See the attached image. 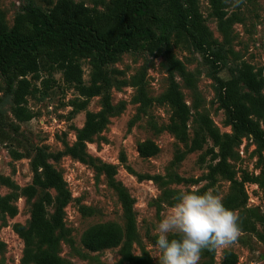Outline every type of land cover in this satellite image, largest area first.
<instances>
[{
	"label": "trees",
	"instance_id": "16d2710c",
	"mask_svg": "<svg viewBox=\"0 0 264 264\" xmlns=\"http://www.w3.org/2000/svg\"><path fill=\"white\" fill-rule=\"evenodd\" d=\"M230 0H208L211 15L217 20V27L227 41L231 26L240 20L237 14L229 15ZM104 8L89 7L82 1L48 0L47 8L35 0H24L15 14L13 24L7 22L5 12L0 8V75L4 81L3 99L11 105V112L18 121H27L30 111L27 97L40 81L48 90L54 79L53 71L62 73L64 82L73 87L78 97L71 101L72 113L85 110L89 100L101 96L100 110H87L82 127L76 129L75 141L64 142V149L48 152L43 146H35L30 157L32 181L20 187L9 176L0 173V184L11 189L0 194V218L15 217L18 207L15 203L20 192L30 202V219L27 224L16 222L12 228L22 239L23 264H69L59 254L60 243L72 242L70 230L65 224V208L72 200L71 192L62 173L50 162L63 156H70L84 163L94 164L86 145L108 124L114 110L111 102V75L108 65L115 63L126 52H141L162 57L163 66L169 74V85L156 98L147 96L143 74L135 81L138 86L136 100L142 109L152 102L170 108L169 120L158 125L152 122L156 133L169 131L183 148L177 147L173 163L182 161L191 152L201 150L210 140L212 146L204 155L210 156L208 172L202 177L207 183L198 188L200 193L213 188L218 179L229 182L227 193L222 198L224 206L235 210L241 218V231L252 232L264 242V213L257 207H248L245 183H256L264 190V72L252 64L242 62L237 74L230 78L219 75L225 60L217 41L206 24L199 9V0H109ZM179 45H189L200 52L212 66L214 101L224 110V124L230 132H221L208 114L200 113L198 105L191 107L184 99L176 76L187 85L194 78L183 62L174 53ZM89 58L92 71L89 83L83 79L81 59ZM49 75L41 79V72ZM0 109V114H2ZM195 116L197 129L189 135V121ZM243 138L250 139L258 150L256 168L258 174L243 172L237 178L230 159L235 147ZM137 151L143 158L156 155L159 146L151 139L141 141ZM203 155V156H204ZM22 155L14 153L15 158ZM201 156V158H203ZM125 161V155H121ZM99 169L108 176L110 185L116 191L125 217L124 226L116 222L96 223L81 235L83 246L91 251L120 246V260L117 264H152L147 251L132 252L136 233L134 199L120 181H116V169L112 164H103ZM178 181L197 182L202 179ZM258 225L261 227L259 230ZM156 235L152 237L155 243ZM0 245L2 243L0 242ZM214 251L205 250L209 260L201 264H213ZM237 254L224 250L222 264H235Z\"/></svg>",
	"mask_w": 264,
	"mask_h": 264
},
{
	"label": "rangeland",
	"instance_id": "374dc122",
	"mask_svg": "<svg viewBox=\"0 0 264 264\" xmlns=\"http://www.w3.org/2000/svg\"><path fill=\"white\" fill-rule=\"evenodd\" d=\"M55 1V0H53ZM82 1L89 7L104 8L109 0H75ZM43 8H47L48 0H35ZM24 0H0V8L5 12L8 24H13L15 14L21 9ZM228 13L237 14L239 21L231 26L226 41L217 27V20L212 17L208 0H199V9L206 24L217 41L225 60L220 66L219 75L230 78L237 74L242 62L262 68L264 72V0H244L233 8L232 0L228 4ZM174 53L194 78L189 86L180 77L176 80L180 85L185 101L193 107L195 113L210 116L221 132H230L224 124L225 113L214 101V81L211 78L212 66L203 55L189 45H179ZM83 79L89 83L92 67L89 58L81 59ZM113 70L111 75V102L114 110L109 116L106 127L88 142L86 149L94 158V164L84 163L70 156H63L58 161L50 162L62 173L71 192L72 200L65 208L64 220L70 230L72 242L60 243L59 254L69 264H117L120 260L119 249H103L91 251L81 242L82 233L91 225L104 222L125 224L123 209L114 188L110 185L106 173L99 169L103 164L115 166L116 181H120L134 199L133 210L136 218V233L132 242V252L141 254L147 251L152 264H160V253L154 247L152 237L158 221L164 218L170 207L176 203L177 195L182 191L198 189L207 183L202 177L208 172L210 156L205 150L212 146L208 142L201 150L191 152L177 163L173 157L177 147L174 136L167 130L156 133L152 128L154 121L158 125L166 124L170 116L167 105L156 102L144 109L136 100L138 86L135 81L143 74V84L148 97L156 98L167 89L169 74L163 66L162 57L141 52H126L119 56L115 63L108 65ZM49 75L41 72V79ZM54 83L48 90L40 81L35 82V90L27 97L26 106L30 111L27 121H18L11 112V105L2 97L4 81L0 75V173L9 176L20 187L32 181L30 157L35 146H43L48 152L64 149V142L75 141L76 129L82 127L87 110L96 112L101 108V96L92 97L85 110L72 113L71 101L78 97L77 91L67 85L59 71H53ZM196 116V115H195ZM194 114L189 121V135L193 137L197 129ZM151 139L159 146V152L143 158L137 151L139 142ZM14 153L22 155L15 158ZM264 155V150L262 151ZM125 161H121V155ZM204 155V156H203ZM203 156V158H201ZM258 150L247 138L235 147L234 157L230 159L237 178L243 172L259 173L256 168ZM202 179L197 182L176 180ZM229 182L218 179L213 188L214 194L221 198L227 193ZM248 194V207H257L264 213V190L256 183H245ZM11 189L0 184V194L10 193ZM17 193L15 201L18 213L15 217L0 218V264H23L21 257L24 244L12 226L19 222L27 224L30 219V202ZM259 230L261 227L258 225ZM224 250L237 254L235 264H264V242L259 241L254 233L241 231L238 240L226 249L215 250L213 264H222ZM201 253L199 264L209 260V255ZM125 264V263H124Z\"/></svg>",
	"mask_w": 264,
	"mask_h": 264
},
{
	"label": "clouds",
	"instance_id": "9594fccd",
	"mask_svg": "<svg viewBox=\"0 0 264 264\" xmlns=\"http://www.w3.org/2000/svg\"><path fill=\"white\" fill-rule=\"evenodd\" d=\"M243 2L232 0L233 8ZM241 223L239 213L226 208L213 190L180 192L154 229L160 264H199L202 251L233 245L241 235Z\"/></svg>",
	"mask_w": 264,
	"mask_h": 264
}]
</instances>
